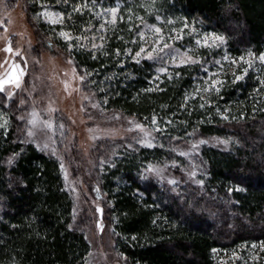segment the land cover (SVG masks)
I'll return each mask as SVG.
<instances>
[{
    "label": "trees",
    "instance_id": "16d2710c",
    "mask_svg": "<svg viewBox=\"0 0 264 264\" xmlns=\"http://www.w3.org/2000/svg\"><path fill=\"white\" fill-rule=\"evenodd\" d=\"M37 1L24 0L29 17ZM62 1L78 32L88 25L93 6L123 5L126 19L110 26L105 45L78 50L74 61L79 71L86 70V83L106 110L149 124L155 117L162 129L160 143L121 152L96 182L125 264H243L246 250L258 247L260 261L246 262L264 264V64L240 80L227 76L219 92H204V65H175L159 74L156 63H137L126 52L134 35L128 20L156 12L164 20L223 35L232 60L249 52L259 57L264 0ZM34 29L46 45L47 27L34 24ZM200 53L211 62L206 48ZM22 113L0 92V264H85L91 246L83 225L74 223L75 202L60 162L28 141ZM193 135L230 140L228 149L201 147L197 181L202 184L186 181L179 171L181 183L174 186L141 179L150 163L179 162L171 144ZM234 251L237 256L221 259L223 252Z\"/></svg>",
    "mask_w": 264,
    "mask_h": 264
},
{
    "label": "rangeland",
    "instance_id": "374dc122",
    "mask_svg": "<svg viewBox=\"0 0 264 264\" xmlns=\"http://www.w3.org/2000/svg\"><path fill=\"white\" fill-rule=\"evenodd\" d=\"M65 5L67 4L62 0H38L31 9L30 18L26 13L24 0H0V78H6V74L14 71L20 82L18 88L15 84H6L5 91L1 93L16 101L22 108L21 117L28 127V141L56 157L60 165H63L61 170L65 187L75 202L74 223L83 225L91 246L85 264H125V256L116 250L113 227L108 221L104 197L98 192L96 182L99 175L114 163L121 152L147 147L142 141L151 142L153 146L160 143L162 137L159 138L157 133H162V129L144 119L106 110L86 83V70L79 71L74 61V53L78 50L93 51L105 45L110 26L126 19V14L122 11L123 5L118 1H108L93 6L90 9L92 12L89 10L87 15L88 25L85 24L87 26L79 32L77 26L68 22L72 16L65 13L64 9L71 8ZM117 6L119 7L115 17L111 13L106 14L107 9ZM168 21L156 12H141L128 20L134 31L132 44L126 46L128 56L134 60L146 59L156 63L157 71L161 68L167 69L166 72L158 71L159 74L168 73L175 65H183L181 60L190 56L196 63L205 66V87V81L210 83L212 79L224 83L227 76L229 79L243 77L246 74L245 68H248L247 73L255 71L260 62L255 55L252 58L249 55L244 56L245 61L251 62V67L241 59L232 60L226 51V39L219 33L198 29L188 22V27L185 28L186 21ZM34 24H44L47 27L46 45L36 33ZM150 27L161 28L162 35L170 45L164 53L159 54L163 59L146 58L156 39L149 30ZM193 28L195 32L192 31ZM140 32L145 33L144 40L140 39ZM62 33H67V37ZM212 34L223 36L224 42L211 47L196 44L197 39L203 40L205 35L211 37ZM177 35L182 38H175ZM170 36L174 39H168ZM94 44L97 47H93ZM9 46L11 52L5 50ZM141 46L145 48V53L134 58ZM205 48L210 53L211 62L206 63L201 56L200 52ZM168 52L176 57L175 63L165 55ZM215 55H218L217 58ZM217 61L220 63H216ZM232 61L236 63L233 64ZM9 93L12 94L10 97ZM137 124L142 128H136ZM201 141L204 143H200ZM44 144L48 147L43 148ZM193 145L197 147L193 148ZM205 145L228 149L230 140L193 135L180 144L170 146L183 160L147 165L145 169L149 166L160 169L162 178L146 173L145 170L144 174L160 183L174 186L181 183L182 178L177 175L179 171L183 172L186 181L197 182V176L202 173L199 153ZM193 172L194 177L191 176ZM169 180L177 183L169 184ZM97 208L102 211L98 212ZM261 251L262 247L257 250L248 248L243 264H247V258L260 261ZM234 255L237 256L236 251L231 254L223 252L221 259L229 260Z\"/></svg>",
    "mask_w": 264,
    "mask_h": 264
},
{
    "label": "snow or ice",
    "instance_id": "6c2138e0",
    "mask_svg": "<svg viewBox=\"0 0 264 264\" xmlns=\"http://www.w3.org/2000/svg\"><path fill=\"white\" fill-rule=\"evenodd\" d=\"M118 7L119 6H117L116 8L107 9L106 10V14L107 13H111L112 16L115 17ZM76 10L78 11L79 9H76ZM45 15H47V13H45ZM157 19L159 20L158 16H157ZM168 23H172V21L169 20ZM184 27L185 28L188 27L187 22H185ZM149 30L153 32V34L156 36V39L153 41L152 50L147 52V57L146 58L147 59H154V58L155 59H163V57L160 56L159 54L160 53H164V50L170 48V45L166 42L164 36L162 35V29L161 28H159V27H150ZM173 31H175V30H173ZM181 31H183V29H181ZM192 31L195 32V29L193 28ZM62 35L67 37V33H62ZM139 36H140L141 40H144L145 33L140 32ZM175 38H182V37L177 35ZM77 39H79V38H77ZM101 39H103V37H101ZM168 39H174V37L170 36V37H168ZM209 41H211V42H209ZM145 42H147V41H145ZM223 42H224V37L223 36H218V35H215V34H212L211 37H209L208 35H205L203 40H200V39L196 40V44L197 45H202V46H205V47H211L212 45L219 46V44H222ZM93 47H97V46L94 44ZM5 50L8 51V52L12 51L10 46L8 48H6ZM143 53H145V48L141 46L139 51H137L135 53V57L134 58L141 57V55ZM117 55H119V50H117ZM165 55L169 56L172 59V61L175 63L176 57L172 56L171 52L165 53ZM248 55H249L250 58L254 57V54L251 53V52H249ZM225 59H227V57H225ZM240 59L242 61H244L245 63H247L249 65V67L252 66L250 61H245L244 60V57H240ZM258 60L260 61L261 64H264V53L260 54V56L258 57ZM136 62L139 63V59H136ZM196 62L197 61H194L192 59V57H190V56L187 59H182L181 60V64H189V63H196ZM216 63H220V62L217 61ZM232 63L235 64L236 61H232ZM158 71L166 72L167 69L166 68H161ZM205 71H207V69H205ZM247 71H248V68H245L244 69V73H247ZM22 74L23 73L21 72V75ZM177 75H179V74L177 73ZM169 78L171 79V77H169ZM241 78H242L241 76H235V80H240ZM81 79H83V77H81ZM157 79H158V77H157ZM6 84H15V86L17 88L20 87L19 77L15 74L14 71L6 74V78H0V92H4L5 91V85ZM205 84L207 85V87H205L203 89L204 92H211L213 90H215L216 92H219V86H221L223 84V81H220V80H217V79H212L210 83L208 81H205ZM261 84L264 85V80L261 81ZM151 90L152 89H148L147 91H151ZM197 91L199 92L200 90L198 89ZM8 95L10 97L12 94L9 93ZM201 98L203 99V97H201ZM186 99H187V97H186ZM201 107H204V104H201ZM221 118L224 119V120H228L229 119V117L227 115H222ZM152 123L156 124V118L155 117H153ZM0 127H3V125H0ZM136 128H142V126L137 124ZM157 130L159 131V129H157ZM30 135H31V133H30ZM220 142L221 143H225V144L227 143V141H220ZM142 143H145V146H147V147H152L153 146L151 144V142L142 141ZM200 143H204V141H201ZM47 147H48L47 144L43 145V148H47ZM195 147H197V145H193V148H195ZM61 167H63V165H61ZM145 172L149 173V174H152V175H155L157 177H161V170L158 169V168H155L153 166H149L147 169H145ZM191 176L194 177L195 173L194 172L191 173ZM141 179L147 180L148 179V175H142ZM168 183L169 184H175L177 182L175 180H169ZM197 183L202 184L203 181H197ZM235 190L236 191H242L244 189H241V188L237 187ZM97 211L100 212L102 210L100 208H97ZM133 239H135V237H133Z\"/></svg>",
    "mask_w": 264,
    "mask_h": 264
}]
</instances>
